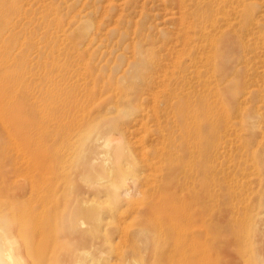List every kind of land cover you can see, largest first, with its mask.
Listing matches in <instances>:
<instances>
[{"label":"rangeland","instance_id":"1","mask_svg":"<svg viewBox=\"0 0 264 264\" xmlns=\"http://www.w3.org/2000/svg\"><path fill=\"white\" fill-rule=\"evenodd\" d=\"M207 33L216 43L213 50ZM4 72L9 92L23 99L24 119L13 144L6 132L9 114L0 109V174L12 171L23 182L38 173L48 151L50 165L67 168L61 180L74 185H57L56 205L81 192L82 180L95 186H85L90 205L110 201L106 186L96 184L106 181L104 140L129 141L138 158L142 146L147 158L155 149L165 159L176 157L170 139H157V119L167 134L175 111H194L205 139L200 156L189 154L188 165L173 171L183 177L175 190L187 204L206 210L207 219L226 222L229 264H264V0H0ZM67 98L66 106H75L63 110ZM44 110L59 117L48 116L43 124ZM67 116L77 121L71 136H63ZM94 136L98 141L91 142ZM132 171L149 183L162 173ZM148 182L126 185L131 193L121 210L128 209V200L137 203L136 187L155 192ZM131 206L138 215L136 204ZM79 207L58 209L36 246L44 255L35 259L74 263L68 234ZM50 230L61 242L56 251Z\"/></svg>","mask_w":264,"mask_h":264},{"label":"bare ground","instance_id":"2","mask_svg":"<svg viewBox=\"0 0 264 264\" xmlns=\"http://www.w3.org/2000/svg\"><path fill=\"white\" fill-rule=\"evenodd\" d=\"M181 22L189 23L185 18ZM209 35L207 33V41L213 50L216 43ZM7 75L9 73L5 72L0 75V109L5 107L7 110V112H3L2 116L4 113L9 114V126L6 132L7 137L14 144L15 132L20 135V125L23 124V122L21 123L24 119L23 99L17 92H9L12 84L10 86ZM67 101L68 98L61 104L62 109L65 108L63 110H67L71 104L73 107L75 106V103H71V101L69 106H66ZM41 114L43 124L44 120L59 117L54 114L48 115L45 110ZM2 116L0 115V118ZM75 119L74 116L65 117L62 127H65L66 131L63 136H71L72 131L69 129L73 125H77ZM141 120L142 118L140 122ZM160 123L159 118L155 129L157 139L161 143L166 137V139H170L174 148L173 154H176V157L172 155L165 159L155 149L152 153L153 157L147 158L148 152L145 151L147 154L143 152L144 147L142 146L138 150L141 155L138 158L132 143L129 141L123 143L120 138L116 139L113 136L107 137L101 144L104 149L106 148L103 153V174L101 173L102 178H105L106 181H100L103 180L100 178V182L96 184L97 188L106 186L110 201L90 205L83 196L89 191L85 186H93V184L82 180L79 184V187L82 188L81 192L74 194L73 197L67 195L60 205H56L54 191L57 185L66 186L68 189H70L69 186L74 187V185L61 180L64 176H62V172L67 168L64 169L63 165L58 163L55 166L50 165L51 157L46 155L48 151L45 152L46 154H41L44 156L43 158H39V170L36 167L38 173L28 175L29 177L22 180L23 182L15 180L12 171L9 172L11 174L1 173L0 264L48 263L47 260L45 262L40 258L38 260L34 258V254L38 257L40 254L44 255V251L38 250L36 246L40 239L46 235L47 226L54 224L53 222L60 211L58 209L67 206L73 208L76 205H80L77 209L78 216L76 221L69 226L70 234H68L70 240H74L71 241L73 248L69 249L75 255L73 264H229L228 225L226 222H215L211 218L204 217L206 208L203 213L197 207L199 205H189L186 201L184 202L182 197L178 196L177 191L178 181L182 176L176 177V173L173 172L184 163L185 166L188 165L185 160L189 154L195 156L201 154L198 147L202 139L205 138L199 131L198 114L189 110L175 111L171 117L170 132L167 134L162 127H159L162 125ZM118 125L120 124L117 123ZM87 133L92 134L93 130L91 129ZM142 137L145 136L137 137L138 142H144V140L141 141ZM113 140H117V142L109 147ZM93 141H98V138L94 136L91 142ZM132 167L136 170L148 167L155 171L160 170L162 173L158 181L154 180L149 183L148 178L143 177L137 171L133 172ZM59 175L61 182L58 180ZM137 182L154 183L155 192H149L143 187L144 190L141 191L136 187L135 193L140 194L137 203L133 199L128 200L126 203L128 209L121 210V206H124L122 205L123 201L129 199L131 193L129 191L131 186L126 185ZM122 186L124 188L120 189ZM132 186L135 187V185ZM195 197L198 198V196ZM146 198L149 200L145 203ZM134 204H136L135 209L138 215H134L135 211H133L134 214L130 213L131 205L134 206ZM129 215H131V219H129ZM53 231L55 232V230ZM53 231L50 230V235H55L52 240L54 247L52 251H56L61 242ZM55 263L57 264V262Z\"/></svg>","mask_w":264,"mask_h":264}]
</instances>
